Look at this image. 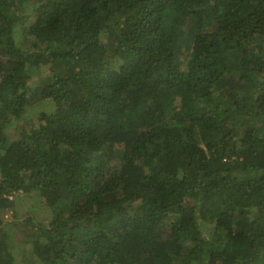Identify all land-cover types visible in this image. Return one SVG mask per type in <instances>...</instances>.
I'll return each instance as SVG.
<instances>
[{"label":"trees","instance_id":"16d2710c","mask_svg":"<svg viewBox=\"0 0 264 264\" xmlns=\"http://www.w3.org/2000/svg\"><path fill=\"white\" fill-rule=\"evenodd\" d=\"M24 195L36 264H264V0H0V264Z\"/></svg>","mask_w":264,"mask_h":264},{"label":"rangeland","instance_id":"374dc122","mask_svg":"<svg viewBox=\"0 0 264 264\" xmlns=\"http://www.w3.org/2000/svg\"><path fill=\"white\" fill-rule=\"evenodd\" d=\"M26 9L29 10L30 8ZM30 15L27 16L28 20L26 21V23H18L15 26L14 35L17 42L21 40L25 27L32 21ZM38 81L39 77L37 75H34L29 79L27 83L28 102L17 114L16 118L6 128V132L11 138L17 136V128H28L29 125L36 123L37 113L40 112V110L52 111L54 109V103L51 100L44 99L39 96L37 90ZM30 128H32V126ZM16 204H18V206L15 210L18 211V215L17 212H15V215L12 214L11 211L3 212V221L9 235V244L11 245L10 247L14 258L17 259V263L36 264L34 261L37 260L35 255L31 253L30 243H24L23 241H20V244H18V241L20 237L22 238L24 235H27L31 232L30 225H27L24 221L25 218L29 215L34 221L41 220L42 218L47 216V206L45 204L44 198H41L39 196L28 197L25 195L23 198H19ZM28 208L32 210L30 214ZM200 225L203 232L205 234H209L212 226L204 222H200Z\"/></svg>","mask_w":264,"mask_h":264}]
</instances>
